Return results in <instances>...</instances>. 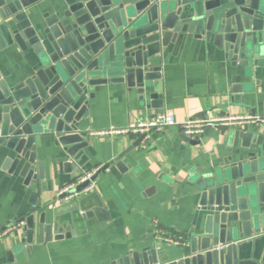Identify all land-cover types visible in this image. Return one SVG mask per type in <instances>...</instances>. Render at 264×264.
<instances>
[{"label": "water", "instance_id": "obj_1", "mask_svg": "<svg viewBox=\"0 0 264 264\" xmlns=\"http://www.w3.org/2000/svg\"><path fill=\"white\" fill-rule=\"evenodd\" d=\"M38 1L0 0L5 19L0 51L17 44L31 53L23 80L0 74L3 169L11 166L13 173L21 167L26 184L45 177L37 148L47 138L82 164L80 156L91 137L79 124L96 87L125 83L145 95L154 86L151 97H161L162 68L153 58L185 34L212 42L249 76L264 72V0H62L54 12L43 13L33 7ZM123 155L102 166L93 179L113 163L125 172L129 166ZM239 156L214 162L197 181L205 223L191 232L179 256L159 257L156 249L148 248L112 264H258L253 250L264 240V144ZM25 220L23 242L29 245L71 235L70 229L58 232L62 220L51 222L44 212L38 221L34 214Z\"/></svg>", "mask_w": 264, "mask_h": 264}, {"label": "crops", "instance_id": "obj_2", "mask_svg": "<svg viewBox=\"0 0 264 264\" xmlns=\"http://www.w3.org/2000/svg\"><path fill=\"white\" fill-rule=\"evenodd\" d=\"M61 1L40 0L33 7L42 13L54 12ZM4 22L0 7V24ZM30 55L17 44L0 51L2 77L23 80ZM153 64L162 68L161 97H151L154 86L145 95L125 83L96 87L79 124L91 137L90 146L80 156L81 165L72 161L64 146L47 138L37 148L45 177L26 184L21 167L13 173L11 166L4 170L5 155L0 156V231L20 223L0 238V264H112L148 248L156 249L159 257H176L188 244L191 232L204 227L197 181L214 162L239 158L264 144V122L209 126L198 137L187 136L179 123L195 117L264 118V72L249 76L225 51L192 34H185L180 43H170L153 58ZM160 112L172 113L178 124L154 130L142 142H138L142 134L90 135ZM121 153L129 166L125 172L113 163L98 174L93 191L70 200L61 198L62 190L76 183L85 170L100 169ZM43 212L51 222L56 217L62 220L58 232L70 229V237L32 245L23 242L25 218L34 214L38 221ZM89 212L93 216L85 217ZM156 227L182 236L183 242L164 241ZM254 247L253 258L264 264V240Z\"/></svg>", "mask_w": 264, "mask_h": 264}, {"label": "built area", "instance_id": "obj_3", "mask_svg": "<svg viewBox=\"0 0 264 264\" xmlns=\"http://www.w3.org/2000/svg\"><path fill=\"white\" fill-rule=\"evenodd\" d=\"M264 122V118L258 116H246V117H232V118H201L195 117L188 119L184 122L179 123L181 130L190 137H198L204 133L206 127L209 126H230L232 124L245 125L247 123H258ZM178 124L176 117L170 112H160L156 115L143 118L132 122L126 126L118 127L112 126L105 130L93 131L90 133L92 136L99 137H120L127 136L131 134H149L154 130H162L167 126H172ZM99 169L93 170H85L77 179L76 183L71 184L62 190L61 194L66 193L72 189H75L78 185L87 183L88 184L83 187L81 190L76 191L68 196H66L65 200H70L73 198H77L81 195L88 194L96 188V180L93 179L95 174ZM20 225L19 222L16 224L10 225L8 228L0 231V238L8 235L13 229L17 228ZM156 234L158 237L163 239L164 241L179 245L183 242V237L180 235H174L169 232H165L160 228L156 227Z\"/></svg>", "mask_w": 264, "mask_h": 264}]
</instances>
